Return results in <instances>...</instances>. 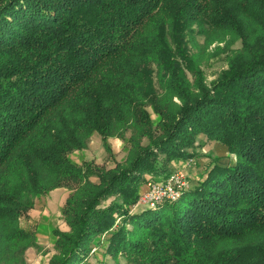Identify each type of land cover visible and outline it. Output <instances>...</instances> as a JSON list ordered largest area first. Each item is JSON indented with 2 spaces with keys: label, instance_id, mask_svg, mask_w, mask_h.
<instances>
[{
  "label": "trees",
  "instance_id": "obj_1",
  "mask_svg": "<svg viewBox=\"0 0 264 264\" xmlns=\"http://www.w3.org/2000/svg\"><path fill=\"white\" fill-rule=\"evenodd\" d=\"M195 33L241 40L211 83L186 55ZM94 132L111 154L123 139L125 160H72ZM199 136L236 160L138 204ZM59 187L69 230H53L50 264H89L101 236L102 264H264V0H0V264H26L21 219Z\"/></svg>",
  "mask_w": 264,
  "mask_h": 264
},
{
  "label": "rangeland",
  "instance_id": "obj_2",
  "mask_svg": "<svg viewBox=\"0 0 264 264\" xmlns=\"http://www.w3.org/2000/svg\"><path fill=\"white\" fill-rule=\"evenodd\" d=\"M194 28L195 30L197 29L196 27ZM193 37L194 40L192 41H189V36L186 37L187 43L186 46H184L186 55L188 53L190 57H194L197 61H199L207 83H211L219 76L220 72L227 67V60L231 49H238L241 47V40H236L230 49L225 50V42L214 41L209 43L204 35L198 33H195ZM173 47L176 49V45ZM179 55L180 57H178V59L181 62L182 71L192 81L194 79L192 64L188 59L184 58L183 55ZM153 81L156 89L159 90L161 87L159 86L157 71L153 74ZM152 115L154 118L158 117L156 113H152ZM112 138L119 139L121 141L120 146L117 144L114 145L113 142H111L112 154L103 147L102 143L99 141L98 135L94 132L88 142V147L82 151H73L70 154V158L78 163L86 161L84 159L88 157V161H92L96 164L114 166L115 161L125 160L128 153V144L123 139L118 137ZM198 142L199 147L194 149V152L196 153L194 162L191 167L187 168L186 171L187 179L190 181L195 180V178H199L205 172L206 166L212 159H215L222 164L231 163L236 160L235 155L228 151V147L220 142L206 139L204 136H199ZM145 143H147V140ZM179 161H173L172 168L175 169ZM93 180L97 179L94 177ZM53 194L55 195V192H53ZM105 240L106 236H101L94 241L93 245H98V250L90 257L89 264H102L103 260L114 263V260L110 256H105L104 254L105 247L103 243ZM48 250L49 248L46 251ZM31 257L32 259L35 258L34 255ZM122 262L126 264L124 259H122Z\"/></svg>",
  "mask_w": 264,
  "mask_h": 264
},
{
  "label": "crops",
  "instance_id": "obj_3",
  "mask_svg": "<svg viewBox=\"0 0 264 264\" xmlns=\"http://www.w3.org/2000/svg\"><path fill=\"white\" fill-rule=\"evenodd\" d=\"M95 134L98 135L99 141L103 145L101 135L97 132H95ZM109 142L110 144L111 142H113L114 145H121V141L119 139L110 138ZM86 158L84 160L88 161V157ZM145 186L144 187L147 189V185ZM53 192H55V195L53 194ZM68 194L69 190L65 187H59L51 190L48 193L37 197L34 207L26 216L22 217V225L25 228L34 231L37 242L36 246H31L27 250L26 264H50V259L55 253L54 243L56 238L53 234V230L57 228L61 230H69V226L62 214V208L65 205ZM48 248L49 250L46 251ZM32 255H34L35 258L32 259Z\"/></svg>",
  "mask_w": 264,
  "mask_h": 264
},
{
  "label": "built area",
  "instance_id": "obj_4",
  "mask_svg": "<svg viewBox=\"0 0 264 264\" xmlns=\"http://www.w3.org/2000/svg\"><path fill=\"white\" fill-rule=\"evenodd\" d=\"M194 159L180 160L175 169L163 179H150L147 182V190L140 196L138 204L153 207L163 201L176 200L181 191L189 184L187 168L191 167ZM98 246L92 248L96 252Z\"/></svg>",
  "mask_w": 264,
  "mask_h": 264
}]
</instances>
